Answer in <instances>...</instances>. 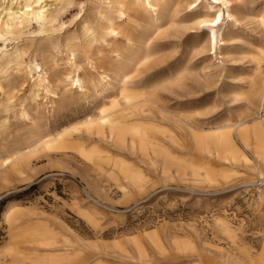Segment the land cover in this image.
<instances>
[{"label":"rangeland","instance_id":"374dc122","mask_svg":"<svg viewBox=\"0 0 264 264\" xmlns=\"http://www.w3.org/2000/svg\"><path fill=\"white\" fill-rule=\"evenodd\" d=\"M106 1L1 0L0 8L16 18L39 6L50 11L52 26L39 32L32 23L24 30L19 40L22 59L25 64L48 61L45 65L53 72L66 74L70 67L65 41L76 37L80 42L82 20L95 24ZM191 2L162 0L151 14L140 9L141 27L135 35L155 46L158 61L147 67L137 58L130 63L124 58L121 77L114 78L111 87L85 96H75V89L71 106L61 103L69 88L48 93L38 89L34 101L31 80L17 67L8 70L10 85L6 93L0 91V264H262L258 256L264 244V185L245 165L209 183L205 175L214 177L230 167L188 148L172 151L181 161L180 174L170 168L163 175L159 168L125 153L114 155L105 143L98 147L85 137L66 138L59 148L34 145L38 133L65 135L121 102L130 90L153 91L162 115H173L184 128L193 125L201 133L223 131L234 123L246 128L260 118L264 97L250 96L249 81L264 51V0H233L231 19L218 6L224 30L215 54L207 43V26L198 25L207 19L205 6L212 0L185 8ZM132 22L122 24L125 33L131 32ZM58 41L59 50L54 48ZM5 48L10 50L11 44ZM77 53L78 64L91 73L103 60L97 49L90 57L81 47ZM260 67L264 75V58ZM164 126L170 129L169 137L179 138L171 125ZM181 135L187 142L185 132ZM232 138L251 164V153L234 134ZM91 146L100 153V163L84 156L81 148ZM106 156L126 160L145 183L125 182L105 164ZM64 247L65 254L58 252ZM61 255L66 257L58 259Z\"/></svg>","mask_w":264,"mask_h":264},{"label":"bare ground","instance_id":"6f19581e","mask_svg":"<svg viewBox=\"0 0 264 264\" xmlns=\"http://www.w3.org/2000/svg\"><path fill=\"white\" fill-rule=\"evenodd\" d=\"M20 1L28 2L29 0ZM61 1L54 0V2ZM198 1L193 0L189 4L186 3L185 8L196 6L195 4ZM37 2L39 0H36ZM161 2L162 0H107L104 2V6L97 11L95 24L82 20L83 27L80 42H77L76 37L65 41V49L68 51L67 64L70 67L69 72L66 74L59 71L53 72L52 69L46 66L48 61L43 63L32 59L25 64L22 59L23 52L19 40L24 37V30L35 23L39 32L45 31L43 29L52 26L54 23L55 17L53 14L48 10H44V6H39L36 10L24 12L16 18L10 15L12 13L9 14L8 11L0 8V91L6 93V89L11 82L7 74L8 70L17 67L22 77L27 81L31 80L32 100L35 101L38 97V89L48 93L53 89L59 90L61 87L64 90L69 88L68 93L63 92L64 95L61 99L63 107H68L73 105V102L75 103L74 96H71L72 91L75 89H79L75 92V96L80 94L85 96L91 94L92 91L97 90L98 93L111 87L113 79L121 77L120 71L124 68L121 62L124 58L129 63L137 58L147 67H150L158 61L159 53L155 46L146 43L143 37H136L135 32L141 27L137 19H140L142 13H140V9H143V14H151L156 12ZM232 2L233 0H212L210 5L205 6L207 12L204 16L207 19L198 22L199 26H203L200 24L207 26V43L212 54H215L217 39L220 42L223 41L222 10L218 6L224 8L227 19H231L234 18V11L230 7ZM132 19V30L125 33L121 26ZM115 37H119V40ZM113 39L115 41H112ZM8 43L11 44L10 50L5 48ZM104 43H107L106 47ZM61 45L58 41L54 48L59 50L62 47ZM79 47L85 49L89 57L93 55L94 49H97V54H103V60L96 63L97 66L94 67L92 73L78 64L77 50ZM263 58L264 51L260 52L259 60L256 62L252 73V79L249 81L250 96L261 95V97H264V75L260 67ZM51 96L53 99L55 98L54 94H51ZM158 109L153 91L130 90L126 94L124 93L121 102L99 111L95 117L87 118L82 123L72 127L65 135L53 137L47 132L38 133L35 135L34 145L41 144L48 146V148H59L64 146L66 138L81 139V137H85L89 144H98L99 147L102 143H105L103 145L107 150L113 152V154L116 152L114 155L121 152L120 154L125 153L133 156L151 169L159 168L163 175H167L170 168L176 169L174 171L180 174L178 168L182 165L181 161L172 156V151L176 152L188 148L189 151L192 150L202 156L205 155L208 159L221 161L223 165L230 167L225 172L223 170L222 173L215 174L214 177L213 175H205V180L209 183L215 181L213 180L215 177L227 178L230 173H235L232 167L245 165L252 175L256 176V182L259 181L260 184L264 185V114L260 118L254 119V123L249 127L245 128L241 123H234L227 126L223 131L206 134L198 132L196 127L191 124V126L188 125L187 128H184L181 125L184 123L180 119H176L173 115H170V117L164 116ZM23 116L28 118L29 115L23 112ZM164 123L171 125L177 131V134H179L178 139L169 137L170 129L165 127ZM181 132H185L187 142L184 141ZM233 134L243 149L251 153L253 159L251 164L249 159L235 147L232 141ZM68 142H66V145ZM81 149L89 162L100 163V157L98 156L100 153L96 148ZM103 160L105 164L110 166L111 171L113 173L118 172L125 182L135 183L140 181L145 183L141 173H136L133 166L126 164V160H117L111 156H106ZM2 164L7 165L9 162L3 160ZM11 232L13 233V231ZM14 238L11 239V245L14 244ZM65 248L58 250V252L65 254L67 252ZM193 256L201 260V255L196 252ZM65 257V255H61L58 259ZM258 257V260L264 264V244Z\"/></svg>","mask_w":264,"mask_h":264}]
</instances>
